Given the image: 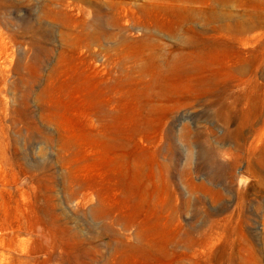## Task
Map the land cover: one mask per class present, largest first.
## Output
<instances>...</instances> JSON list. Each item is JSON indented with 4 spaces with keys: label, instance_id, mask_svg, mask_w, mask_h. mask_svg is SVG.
<instances>
[{
    "label": "rangeland",
    "instance_id": "374dc122",
    "mask_svg": "<svg viewBox=\"0 0 264 264\" xmlns=\"http://www.w3.org/2000/svg\"><path fill=\"white\" fill-rule=\"evenodd\" d=\"M244 13L0 0V264H264V27L226 29ZM193 29L242 41L169 67Z\"/></svg>",
    "mask_w": 264,
    "mask_h": 264
},
{
    "label": "bare ground",
    "instance_id": "6f19581e",
    "mask_svg": "<svg viewBox=\"0 0 264 264\" xmlns=\"http://www.w3.org/2000/svg\"><path fill=\"white\" fill-rule=\"evenodd\" d=\"M204 1H210V0H204ZM216 1V0H214ZM218 4L220 2L225 3H231L234 1L239 2V5L244 7L245 13L242 15H246V19L241 20L240 17L236 14H231L228 18L230 23L228 26H226V29L230 32H244L247 31L250 28L263 26L264 27V13L259 12H250L249 5L252 0H217ZM261 2V4H264V0H258ZM96 9V15L98 18H102V9L103 6L101 3L94 4ZM219 12V11H218ZM222 13H224L221 10ZM228 14V13H224ZM223 14V15H224ZM219 16L222 17V15L219 13ZM241 20V21H239ZM182 19H179L175 21L177 23L176 26L170 25V29L172 30L174 35H178L180 33V30L182 28L183 24ZM179 22V23H178ZM162 26L165 25L164 22L161 24ZM77 31V30H76ZM76 35L78 38H80L81 33L76 32ZM237 41L241 42L242 38H239L237 35H233L232 33L230 35L226 34H214L211 36H206L205 34H200L196 30H192V34L187 36L183 43L179 46L178 52L176 54H169L167 55V59L165 61H168L167 63L170 65L169 67H176L179 65L186 64L190 62L191 60H194L196 57L203 56L204 54L210 53L211 51H219V50H226L227 47L230 45L227 41L231 42Z\"/></svg>",
    "mask_w": 264,
    "mask_h": 264
}]
</instances>
